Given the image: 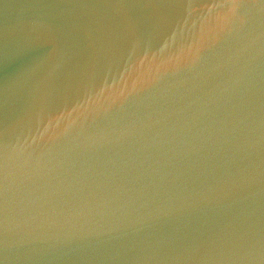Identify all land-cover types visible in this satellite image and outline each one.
<instances>
[{
	"label": "water",
	"instance_id": "water-1",
	"mask_svg": "<svg viewBox=\"0 0 264 264\" xmlns=\"http://www.w3.org/2000/svg\"><path fill=\"white\" fill-rule=\"evenodd\" d=\"M0 264H264V0H0Z\"/></svg>",
	"mask_w": 264,
	"mask_h": 264
}]
</instances>
